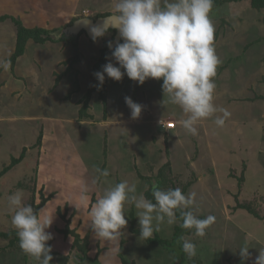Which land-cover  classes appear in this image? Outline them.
Here are the masks:
<instances>
[{
	"label": "rangeland",
	"instance_id": "rangeland-1",
	"mask_svg": "<svg viewBox=\"0 0 264 264\" xmlns=\"http://www.w3.org/2000/svg\"><path fill=\"white\" fill-rule=\"evenodd\" d=\"M115 2L0 0V17L41 25L54 39L78 19L115 14ZM211 18L222 61L214 78V103L231 115L223 127L215 125L214 117L201 120L195 136L181 126L163 136L165 123L177 125L171 118L187 117L168 102L162 78L140 85L125 74L121 81L110 80L106 102L93 94L85 103L94 82L93 66L111 34L95 42L81 36L74 47L62 40L42 46L29 42L15 66L0 67V174L11 167L0 177V264H38L19 247L11 222L8 197L17 189L34 210L49 199L38 213L53 217L46 229L53 236L47 241L54 252L51 264H82L81 250L70 248L75 234L96 261L83 264H179V247L140 238L134 205H126L128 223L118 241L96 237L91 207L105 189L122 180L136 182L137 192L144 195L154 182L162 189L195 191V214L215 217L204 237H196L194 229L183 235L197 245V255L186 254L182 264H254L264 250V9L255 10L250 1L228 2L212 10ZM8 37V32L0 33V59L10 61L13 49L4 47ZM109 61L119 66L111 55ZM125 97L142 106L138 118H132ZM84 108L89 118L80 117ZM94 166L110 175L93 183ZM85 188L87 200L82 201ZM133 218L138 232L132 230ZM178 225V219L173 225L161 224L152 239L176 242ZM245 242L251 255L242 260L239 248Z\"/></svg>",
	"mask_w": 264,
	"mask_h": 264
},
{
	"label": "clouds",
	"instance_id": "clouds-1",
	"mask_svg": "<svg viewBox=\"0 0 264 264\" xmlns=\"http://www.w3.org/2000/svg\"><path fill=\"white\" fill-rule=\"evenodd\" d=\"M214 0H116L115 14L108 16L101 24L92 26L90 34L95 42L105 36L110 28L119 32L123 42H117L112 49L111 61L94 75L102 86L107 77L121 81L128 78L142 85L148 78L163 79L162 91L168 102L178 105L185 119L178 121L187 133L198 135V123L214 117V123L223 127L231 113L214 103L217 67L222 63L214 45L215 25L211 18ZM88 23V21H84ZM60 39V33L56 36ZM107 59V57H106ZM10 61L0 59V67L7 70ZM123 69L124 71H122ZM133 119L138 118L142 106L125 97ZM97 173L93 183L110 175L107 169L94 166ZM153 199L143 192H137V183L122 180L105 189L90 210V227L98 239L118 241L127 226L126 205L138 210L140 238L150 240L160 231L163 223L177 222V211L182 220L180 227L194 229L196 237H204L206 230L215 223V217L208 215L201 219L197 209V192L183 193L182 189H162L158 183L151 186ZM24 192L17 189L8 197L13 210L12 225L17 230L19 247L38 264H50L52 248L47 241L53 236L46 229L53 223V217L42 216L31 205L23 203ZM81 200H87V188L81 192ZM182 251L189 258L197 255V245L183 235ZM242 260L250 258L247 242L239 248ZM254 264H264V250H260Z\"/></svg>",
	"mask_w": 264,
	"mask_h": 264
},
{
	"label": "trees",
	"instance_id": "trees-1",
	"mask_svg": "<svg viewBox=\"0 0 264 264\" xmlns=\"http://www.w3.org/2000/svg\"><path fill=\"white\" fill-rule=\"evenodd\" d=\"M243 1H250L252 7L255 10H263L264 9V0H214V6H213V10L216 9L219 5L224 4V3H228V2H243ZM110 15H104V16H98V18L100 17H107ZM5 24V25H9L11 24L12 28H5L7 30H5L6 32H8L9 37L7 38L8 40L5 42V47L6 48H10V46L13 49V53L10 56V66H15L16 63L18 62L19 59L23 58V56L26 54V47L27 44L29 42H33L36 45H44L46 42L49 41H56L53 39V37L51 36V31L48 29H45L42 26H28L24 23L23 20H21L18 17H14V16H10V18H8L6 15L3 16V18L0 17V25ZM11 28V37H10V32L9 29ZM107 34H111V38L109 41H111L113 43L114 40V35L116 34V32L114 30H110ZM104 37V36H103ZM102 38V37H101ZM61 41V40H59ZM107 41L102 49V54L101 56L95 61V64L93 66V77H94V82L91 85L89 92H87L85 94L86 97V102L88 103V99L91 98V96L93 94H97L98 99L102 100L103 102H106V100H108V94H109V82L111 80V78L107 77V75L105 74V81L103 83L102 86L98 87L99 85V81L97 80V78L95 77V73L102 71V66L105 65L106 63H108V59L109 56L111 55V53H108L109 47H108V42ZM61 42H69L70 44H72V46H77L78 41L77 40H72V39H62ZM123 42V41H122ZM12 43V44H11ZM107 57V59H106ZM77 58H72L71 61L76 60ZM2 69V68H1ZM87 104H85L84 107H86ZM87 108V107H86ZM86 108L82 109L80 111V117L84 118V117H88L89 115L87 114ZM11 168V167H10ZM10 168L6 169L5 171H3L2 173L5 174ZM163 170H165V167L163 168ZM0 174V177L3 175ZM161 180H165V177L163 176V173H161L160 175ZM161 187V186H160ZM162 188V187H161ZM145 196L148 199H153L154 202V198L152 197L151 194V186L145 191ZM47 201H49V199H44L43 202L41 204L38 205V209L35 210L36 212L39 211V209H42V207L45 205V203H47ZM257 216V214H255ZM177 219L179 221V225L176 226V231H175V235H174V240H177L176 242H167V240H161L160 238L156 237L155 239H150L148 242L151 244H158L161 247H169L171 248L172 246H177L179 247V251H180V256L178 258V260L181 259V261L184 259V256L186 255L183 251H182V242L178 243V238L181 235H185L187 232L190 231V229H183L180 227V224L182 223V220H180L179 218V212L177 211ZM135 222L136 219L133 218L132 220V230L134 232H138V229L135 228ZM65 232V230H62V232ZM71 231H73L71 229ZM66 234H68V232H65ZM73 234V233H72ZM72 239V238H71ZM72 244L70 245V248L72 249L73 245H76L77 248H79L81 250L82 256H81V263H94L96 262L94 259H92L91 257L88 256V253L90 251V247L87 243H85L78 235L75 234L74 238L72 239ZM48 245V244H47ZM52 255V257L54 256V252L52 251L50 253ZM80 254L78 253L77 256H79ZM53 260V259H52ZM179 261V264H182V262ZM51 264V261H50ZM120 264H126L123 260L120 262Z\"/></svg>",
	"mask_w": 264,
	"mask_h": 264
},
{
	"label": "water",
	"instance_id": "water-1",
	"mask_svg": "<svg viewBox=\"0 0 264 264\" xmlns=\"http://www.w3.org/2000/svg\"><path fill=\"white\" fill-rule=\"evenodd\" d=\"M108 17V16H107ZM107 17H100V18H98V19H96V20H94V19H92V18H81V19H78V20H76L74 23H73V25L72 26H69V27H66V28H64V29H62L59 33H60V39H57L56 38V36H55V40H61V39H69V38H74V39H76V38H78L79 37V35L82 33V32H84L86 35H87V37L91 40V41H93V39H92V36H91V34H90V28L92 27V26H96V25H99V24H101ZM84 21H88V23L86 24V23H84ZM110 30H114L115 32H116V34H115V36H114V40H113V48H114V46H115V44L117 43V42H122V39L120 38V35H119V32L116 30V29H114V28H110L109 30H108V32L110 31ZM58 33V34H59ZM101 38V37H100ZM100 38H98V39H100ZM97 39V40H98ZM111 51H112V49H110L109 48V50H108V53H111Z\"/></svg>",
	"mask_w": 264,
	"mask_h": 264
},
{
	"label": "crops",
	"instance_id": "crops-1",
	"mask_svg": "<svg viewBox=\"0 0 264 264\" xmlns=\"http://www.w3.org/2000/svg\"><path fill=\"white\" fill-rule=\"evenodd\" d=\"M7 26H8V28L10 27V25H7ZM39 26H41V25H39ZM42 27H43V26H42ZM5 28H7L6 25L3 26V29L0 30V33H2V32H4L5 30H7V29H5ZM81 36H86V37H87V35H86L84 32H82V33L79 35L78 38H76V39H74V38H69V39H72V40H79V38H81ZM87 38H88V37H87ZM61 40H62V39H61ZM88 40H90V39L88 38ZM98 40H99V39H98ZM90 41H91V40H90ZM96 41H97V40H96ZM39 46H42V45H39ZM4 47H5V46H4ZM72 86H73V85H72ZM108 96H109V94H108ZM152 116H153V115H152ZM152 116H151V117H152ZM161 116H162V114H161ZM183 116L186 117L185 114H183ZM152 118L154 119L155 117H152ZM162 119H163V118H161V121H162ZM171 119H174L175 121H177L176 129L179 128V126H180L179 123H178L179 120H178L177 118H175V117H173V118H171ZM159 121H160V120H158L157 123H158ZM162 122H166V121L163 120ZM200 122L202 123V121H200ZM204 124H208V123L206 122V123H204ZM160 130H161V129H160ZM173 131H175V130H174V129H173V130H167V129L165 128V132L163 133V134H164L163 136L165 137V136L168 135V133L173 132ZM155 132L158 133V135L160 136V132H158V131H155Z\"/></svg>",
	"mask_w": 264,
	"mask_h": 264
},
{
	"label": "built area",
	"instance_id": "built-area-1",
	"mask_svg": "<svg viewBox=\"0 0 264 264\" xmlns=\"http://www.w3.org/2000/svg\"><path fill=\"white\" fill-rule=\"evenodd\" d=\"M165 128L167 130H173V129L176 128V123H174V122H167V123H165Z\"/></svg>",
	"mask_w": 264,
	"mask_h": 264
}]
</instances>
